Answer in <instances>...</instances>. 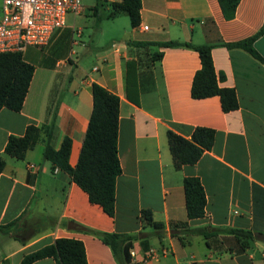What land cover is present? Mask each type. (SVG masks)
<instances>
[{
	"label": "crops",
	"instance_id": "crops-1",
	"mask_svg": "<svg viewBox=\"0 0 264 264\" xmlns=\"http://www.w3.org/2000/svg\"><path fill=\"white\" fill-rule=\"evenodd\" d=\"M94 1L84 6L80 22L65 24L54 35L43 56L25 50L22 59L34 72L22 108L0 109V264H20L25 255L61 238L80 241L87 264H119L89 231L132 235L135 255L129 264H264L263 242L255 239L243 247L231 233L264 234V66L241 49L225 47L260 31L264 0H240L230 20L223 18L217 0H140L139 23L122 22L114 33L119 41L105 47L81 38L92 26L89 15L98 27L99 2L109 8L106 17L116 19L108 17L110 5L120 0ZM170 41L212 47L214 72L224 76L218 85L234 90L236 110L224 113L217 96L191 98L198 53L153 45ZM253 48L264 59V32ZM94 66L98 72L91 71ZM92 84L119 100L121 173L113 217L43 159L44 133L22 159L4 154L9 137L23 136L28 126L46 128L55 151L64 138L71 140L68 163L74 168L91 114ZM194 128L214 131L212 147L194 165L176 169L166 134L188 139ZM29 164L38 170H29ZM186 177L197 178L204 191L199 219L186 216ZM142 210L162 225L161 238L141 221ZM150 251L156 257L145 261ZM32 264L56 263L45 258Z\"/></svg>",
	"mask_w": 264,
	"mask_h": 264
},
{
	"label": "trees",
	"instance_id": "trees-1",
	"mask_svg": "<svg viewBox=\"0 0 264 264\" xmlns=\"http://www.w3.org/2000/svg\"><path fill=\"white\" fill-rule=\"evenodd\" d=\"M240 0H217L222 16L225 20L234 17ZM108 17L117 14L126 15L130 25L139 23L140 0H120L110 5ZM264 32V24L254 36L239 42L226 44L227 48H238L249 54L264 66V59L253 48L254 41ZM152 45V44H151ZM158 47L184 46L195 50L200 60V68L192 78L190 96L192 99H204L217 96L221 110L224 113L237 109V98L232 88L219 87L218 82L224 79L222 73L216 75L211 58L209 45L192 46L188 43L175 41L153 44ZM157 56H160L158 54ZM156 57V55L154 56ZM34 68L22 59L20 54H0V109L5 108L19 112L28 92ZM92 109L87 129L83 138L78 160L71 168L68 159L71 140L64 138L60 148L54 150L48 140L51 136L46 128L28 126L21 137H9L4 154L20 160L26 151L32 148L40 139V134L46 136V143L42 152L43 159L66 174L86 193L92 204L101 207L108 216H114L115 181L121 173L117 156L118 129V98L97 84L91 86ZM214 131L207 128H194L188 139L171 131L166 134L168 149L172 157L173 166L179 169L185 165H194L205 151H208L214 141ZM4 167V160L0 156V172ZM183 192L187 219H199L204 215L205 195L200 181L194 177L183 179ZM140 219L149 225L161 238L163 229L160 223L154 222L149 210L140 212ZM102 243L107 245L119 264H129V250L132 247V235L108 234L89 231ZM243 247L258 239L264 243V234L231 230ZM52 258L56 264H87L84 247L80 241L73 239H57L34 252L25 255L20 264H32L36 261Z\"/></svg>",
	"mask_w": 264,
	"mask_h": 264
},
{
	"label": "built area",
	"instance_id": "built-area-1",
	"mask_svg": "<svg viewBox=\"0 0 264 264\" xmlns=\"http://www.w3.org/2000/svg\"><path fill=\"white\" fill-rule=\"evenodd\" d=\"M84 12L82 0H2L0 54L22 55L28 48L45 50L54 35L65 27L68 15L76 17ZM142 30H147V27H142ZM112 49L121 52L119 46ZM98 70L97 66L91 69L92 72ZM28 169L37 171L38 167L29 164ZM134 255L130 249V258ZM155 257V252L150 251L145 261Z\"/></svg>",
	"mask_w": 264,
	"mask_h": 264
},
{
	"label": "rangeland",
	"instance_id": "rangeland-1",
	"mask_svg": "<svg viewBox=\"0 0 264 264\" xmlns=\"http://www.w3.org/2000/svg\"><path fill=\"white\" fill-rule=\"evenodd\" d=\"M1 1L0 0V18H1ZM95 1L94 0H82V5L83 6H91L94 5ZM102 4V5H101ZM108 9L106 6L103 5L102 2H99V6L97 9V14L98 17H100V21H99V25L98 27L95 25L96 23V18L93 17L92 15H89V21L92 22V26L86 27L84 29V33L83 36L81 38L82 41H84L85 43L87 42H92L99 46H107L109 45V43L113 40H117L119 41V37L117 35H115L114 33H116V31H119L124 25L123 23H128L129 24V19L127 16L123 15V14H117L116 15V19H108L107 13H108ZM92 10V9H90ZM90 10L88 9V13H90ZM84 15V13H83ZM84 16H73V15H68L66 18V24L72 26L74 21L80 22L81 18H83ZM37 50V49H34ZM46 50V49H45ZM45 50H38V54H39V58L40 56H43L42 54H44ZM42 51V52H40ZM41 54V55H40ZM75 67L71 66L70 69V75L71 73H73Z\"/></svg>",
	"mask_w": 264,
	"mask_h": 264
}]
</instances>
